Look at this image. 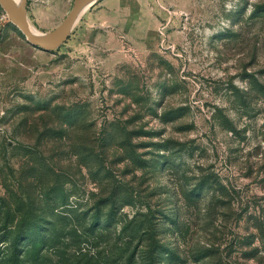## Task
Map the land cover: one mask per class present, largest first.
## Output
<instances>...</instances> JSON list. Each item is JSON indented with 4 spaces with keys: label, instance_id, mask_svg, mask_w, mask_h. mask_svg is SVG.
Returning a JSON list of instances; mask_svg holds the SVG:
<instances>
[{
    "label": "rangeland",
    "instance_id": "374dc122",
    "mask_svg": "<svg viewBox=\"0 0 264 264\" xmlns=\"http://www.w3.org/2000/svg\"><path fill=\"white\" fill-rule=\"evenodd\" d=\"M108 1L0 34V264H264V0Z\"/></svg>",
    "mask_w": 264,
    "mask_h": 264
},
{
    "label": "water",
    "instance_id": "95a60500",
    "mask_svg": "<svg viewBox=\"0 0 264 264\" xmlns=\"http://www.w3.org/2000/svg\"><path fill=\"white\" fill-rule=\"evenodd\" d=\"M8 12L11 21L24 33L27 40L42 50L53 52L65 44L80 20L83 8L99 0H74L73 7L65 19L52 31L43 33L33 30L28 16V0H21L18 4L14 0H0Z\"/></svg>",
    "mask_w": 264,
    "mask_h": 264
},
{
    "label": "trees",
    "instance_id": "16d2710c",
    "mask_svg": "<svg viewBox=\"0 0 264 264\" xmlns=\"http://www.w3.org/2000/svg\"><path fill=\"white\" fill-rule=\"evenodd\" d=\"M112 202H113L112 204L114 205L115 201H112ZM21 234L22 233H20V236ZM22 236H25V233ZM6 259H7L8 264H23L21 254L18 253L16 248L8 250L6 254Z\"/></svg>",
    "mask_w": 264,
    "mask_h": 264
},
{
    "label": "built area",
    "instance_id": "2783aa9c",
    "mask_svg": "<svg viewBox=\"0 0 264 264\" xmlns=\"http://www.w3.org/2000/svg\"><path fill=\"white\" fill-rule=\"evenodd\" d=\"M10 23H12L10 16L0 1V34Z\"/></svg>",
    "mask_w": 264,
    "mask_h": 264
},
{
    "label": "bare ground",
    "instance_id": "6f19581e",
    "mask_svg": "<svg viewBox=\"0 0 264 264\" xmlns=\"http://www.w3.org/2000/svg\"><path fill=\"white\" fill-rule=\"evenodd\" d=\"M14 1L18 4L21 0H14ZM92 3H93V2L87 4V5L83 8V10H82V12H81V14H80V17H81L85 12L88 11V9L92 6ZM31 26H32V28H33L34 31L39 32V31H38L33 25H31Z\"/></svg>",
    "mask_w": 264,
    "mask_h": 264
},
{
    "label": "crops",
    "instance_id": "0c3cea01",
    "mask_svg": "<svg viewBox=\"0 0 264 264\" xmlns=\"http://www.w3.org/2000/svg\"><path fill=\"white\" fill-rule=\"evenodd\" d=\"M114 2H116V0L108 1L107 3H104V6L103 7L108 8V7L112 6V4H114Z\"/></svg>",
    "mask_w": 264,
    "mask_h": 264
}]
</instances>
